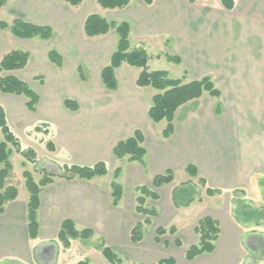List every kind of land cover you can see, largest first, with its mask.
Returning a JSON list of instances; mask_svg holds the SVG:
<instances>
[{"label": "crops", "instance_id": "1", "mask_svg": "<svg viewBox=\"0 0 264 264\" xmlns=\"http://www.w3.org/2000/svg\"><path fill=\"white\" fill-rule=\"evenodd\" d=\"M13 1L19 10L27 12L17 18L50 26L52 37L58 25L66 27L64 34L69 35L70 18L58 9L60 4H67L64 0L49 5L41 0H6L0 6V21L8 25L13 11L6 10V6ZM113 13V17H103L129 24L131 48H144L147 39L163 38L166 44L171 43V55L180 58V63L174 64L183 66L192 80L210 76L220 96L203 94L181 106L175 113L172 135L163 138L165 125L158 129L149 126L152 124L147 110L152 95L147 98L143 91L147 87L135 84L139 68L119 66L115 70L116 90H107L101 84L100 71L115 49L113 30L98 36L107 41L102 40L99 49L87 54L86 59L66 46L51 47L32 57L30 53L27 65L10 73L25 81L38 94L39 101L36 110L30 112L25 97L0 92V105L11 131L19 138L17 132L20 134L21 129L24 134L38 133L35 127L45 123L50 131L46 141L53 145V150L48 151L56 155L58 169L64 164L93 166L102 161L107 173L89 180L54 176L40 191L37 235L30 238L26 219L29 194L21 179L11 182L17 173L12 165L7 184L17 188V196L0 213V264L68 262L75 245L90 239L99 241L100 252L102 245L108 246L134 264L155 263L167 257L173 258L174 264H244L243 244L248 232L233 218L231 196L226 195L231 189L242 188L247 202L264 206V0H234L230 10L223 8L219 0L212 4L206 0H153L150 5L136 0V5ZM83 19L79 21L81 33ZM17 38L9 28H0V58ZM50 49L61 55L60 67L49 61ZM165 55L155 57L166 59ZM78 64L91 74L93 70L96 76L80 79ZM204 95L210 101V110L188 113V107L197 110ZM67 98L77 102V109L63 105ZM216 104L220 106L218 112ZM137 128L144 134L145 167L127 162L117 178L124 174L119 181L123 195L113 206L110 182L118 165L113 147ZM188 164L196 166L207 187L219 189L220 193L175 207L170 192L177 185L172 186L167 204L160 203L161 194L153 200L157 215L152 218L146 238L132 243L130 228L144 218L134 209L136 185H149L154 175L166 170L173 171V184L177 174L181 175L180 183L185 182L191 179L185 171ZM206 216L219 224L213 251L187 260L186 249L198 242L194 228ZM63 220H71L77 230L90 229L93 234L87 240L69 239V246L63 247L57 238ZM170 226L175 228L173 234H155L157 227Z\"/></svg>", "mask_w": 264, "mask_h": 264}, {"label": "trees", "instance_id": "2", "mask_svg": "<svg viewBox=\"0 0 264 264\" xmlns=\"http://www.w3.org/2000/svg\"><path fill=\"white\" fill-rule=\"evenodd\" d=\"M6 0H0V6L5 4ZM68 5L76 7L83 0H64ZM194 3L197 0H188ZM223 8L230 10L234 5V0H219ZM97 4L103 9H121L129 5L130 0H96ZM146 5L152 4L153 0H142ZM0 28H9L11 33L22 39L37 38L40 40H48L53 35V29L48 25H38L30 22H25L21 19H13L8 25L0 21ZM113 30L116 35L115 49L111 53L108 63L100 71L101 84L107 90H116L118 82L115 76V70L122 64H127L140 69L135 80L138 87H150L155 93L152 95L147 110V117L153 123L165 121V127L161 132L163 138H168L174 131V117L177 110L184 104L200 98L204 92L209 96L218 98L220 96L219 89L215 86L210 76H203L199 79L183 81L182 78L170 77L168 72L164 70H150L148 68L149 56L143 47H130L129 41V24L125 21L115 22L109 21L105 17L96 13L88 14L83 22V33L87 37H98L106 35ZM49 61L56 66L62 65V57L55 50L50 49L47 53ZM166 60L172 63H180V58L176 55L166 54ZM29 53L20 49H11L5 52L0 58V92L21 95L26 98V108L30 112L36 110L39 96L38 94L22 79L11 74V71L19 70L27 65ZM86 68L82 64H78L77 73L80 79L87 80L85 75ZM40 77V76H39ZM42 82V80H40ZM63 105L70 109H77V102L73 99H64ZM220 109L219 104H216L215 111ZM35 127L38 131L40 125ZM144 134L141 129L137 128L126 139L120 140L113 147V156L118 160V165L114 168L112 179L110 182L112 205L116 206L122 195L123 187L117 181L121 173L123 162H136L140 166L145 167V147ZM49 150H53L51 142H47ZM11 148L18 152L23 158L33 161L34 150L31 148L23 149L20 147L18 139L11 131L7 124L4 109L0 105V213L4 210V205L8 201H12L17 196V188L7 184V178L11 173L12 165L9 160ZM186 173L191 178L174 186L171 189L170 197L175 207H183L191 202L200 201L201 196L196 197V185L203 188L205 196H213L220 193L219 189H213L206 186L205 179L199 176L197 168L193 164H188L185 167ZM107 173L105 163L99 161L93 166L67 165L64 164L59 171V174H43L39 180H35L32 174L24 170V186L29 194L26 203V219L27 230L30 238H35L37 235V208L39 206V194L41 189L49 184L54 176L65 179L81 178L92 179L97 176H102ZM173 180V171L166 170L163 173L156 174L151 179V185L158 188L171 183ZM147 184H140L135 187V212L144 218L133 224L129 231V239L132 243L140 242L144 237V230L151 224L152 218L157 215L155 206L149 205L147 200H157L159 195L155 190ZM233 218L245 227L250 223L257 224L259 221H264V206L256 207L247 202L243 196L242 188H234L230 190ZM198 235V242L189 246L185 251V259L192 260L202 253L213 251L214 242L219 235V224L211 217L201 218L195 228ZM174 226L169 228L157 227L155 234L161 236L165 233L173 234ZM93 234L90 229L77 230L71 220H63L57 234V238L62 242L64 247L69 246V239L78 238L87 240ZM177 244H180L176 240ZM101 253L103 257L112 264L122 263V259L110 247L102 245ZM75 264H88L87 261H78ZM142 264V263H135ZM149 264H174V259L171 257L163 258L155 263Z\"/></svg>", "mask_w": 264, "mask_h": 264}, {"label": "rangeland", "instance_id": "3", "mask_svg": "<svg viewBox=\"0 0 264 264\" xmlns=\"http://www.w3.org/2000/svg\"><path fill=\"white\" fill-rule=\"evenodd\" d=\"M41 1L44 5L45 4L49 5V4H52L51 2L54 3L57 0H41ZM207 2L212 4L213 0H206V3ZM129 5H136V0H130ZM59 6L62 8L61 9L60 7H58L59 11L64 13V15L67 16V18H70V23L68 27L69 29L68 36L64 34L67 28L61 27L60 25H58V26H55V34L50 40L39 41L40 39L38 40L37 38L36 39L35 38H32V39H22V38L18 39L17 38L16 39L17 41L14 42L12 46L10 45L8 46V51L11 49H20V50L29 52V54L31 53V57H32V54H37L38 52L43 54L47 49L51 47L59 46L65 49V46H66L68 51H74L78 53L80 52L81 53L80 55L82 56V58L85 57L86 59L87 54H91L93 51L96 52V50L99 49V47L101 46L100 42H102V40L107 41V39L105 37H97V38L85 37V35L81 33L79 21H82V19L85 18L86 15L92 12H95L101 16L113 17L115 16L113 12H118L119 10H121V9H103L95 2V0H93L92 2L89 0H84L82 4H80L79 7H76V8H72L68 4H65V5L60 4ZM8 9L13 11L12 13H10L13 19H20L17 17L27 15L25 14L27 12H23V10H19L18 4L16 1H13L10 4H8L6 6V10ZM42 12L44 13L45 11H42ZM161 39L160 38L159 39H147L148 42H144L145 44L144 49L146 50L149 56V59H150L148 61V68L150 70H164L168 72L170 77L182 78L183 81L192 80L183 71L184 70L183 66L174 64L172 62H168L164 58V56L160 58L155 57L156 55L172 54L171 52L168 51L171 48V43L166 44ZM130 42L133 43V40L130 39ZM105 45L107 46V43ZM85 75L87 79H90L91 76L92 78L96 76L93 70H92V74L89 72V70H86ZM90 82H94V81H90ZM143 91H144V94L147 96V98L150 97V95H153L155 93V91L150 87L144 88ZM204 94H207V93L204 92ZM149 103H150V98H149ZM199 104L201 105V108L199 109L200 107L199 105V107L196 108L197 109L196 111L194 110L195 107H192V106L188 107V110H189L188 113L189 112L199 113L202 110L204 113V111L210 110V101L205 95L199 101ZM151 124L152 125H149V126H151L153 129H158L159 127H162L165 125V121H161L160 123L151 122ZM38 133H33L31 131V133L29 132L27 134L26 133L24 134L23 129L20 130L21 135L17 132L20 139L18 137L16 138L18 139L20 147L23 149H26V148L33 149L35 156H34L33 161H29L23 158L13 148H11L9 160L11 162V165H14V168L17 171L14 177L12 176L11 178L12 183H15L16 180H19V179H21L20 181L24 182V177H23L24 170L29 171L36 181L39 180L43 174H50V175L59 174L60 169H58L59 166L57 164L56 155L55 154L53 155L52 152L48 151L49 148L47 147V142L49 141H46V137L50 133L49 127L45 123L41 124L38 130ZM129 163L139 165L136 162H129ZM126 164L128 163L123 162L121 164L122 169L125 168ZM61 167L62 166H60V168ZM123 178H124V174H122V176L117 181L121 182ZM151 179L148 183L150 187H152ZM190 180H193L194 183H196L195 178H191ZM180 181H181V175L177 174L175 176V181H174L175 184L171 182L167 185H163L158 188L152 187V189L155 190L158 195L159 194L162 195V199H161L162 201H160L161 204L163 203L167 204V202L169 201L168 191L171 189L172 186L179 185ZM195 188L197 191L196 197L201 196V198H205L203 188L200 185H196ZM228 195H230V190H229V194H227L226 197H228ZM134 197H135V191H134ZM147 203L149 205H154L155 201L148 199ZM150 228L151 226H147L145 228L144 239L146 238V235L149 233ZM244 228L247 229L248 233L246 236L247 238L243 244V261L242 262L244 264H251L253 262H259L257 264H264V221H259L257 224L250 223L248 225H245ZM170 238L172 239V237ZM72 239H75V238H72ZM78 242H81V241H78ZM87 242L88 243L81 242V243L76 244L75 248L73 249L74 254L70 256L68 262H63L59 264H75L78 261H87L89 264H111L103 257L100 250H98L97 248V245L99 243L98 240L90 239ZM116 253L122 259V262H123L122 264H134L131 260L123 256L122 254L118 252Z\"/></svg>", "mask_w": 264, "mask_h": 264}]
</instances>
